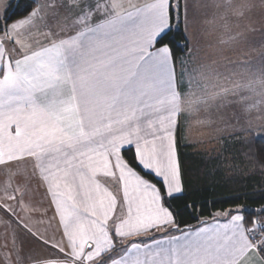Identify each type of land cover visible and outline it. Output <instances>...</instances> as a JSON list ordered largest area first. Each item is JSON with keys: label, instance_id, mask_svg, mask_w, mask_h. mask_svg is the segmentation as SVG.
Listing matches in <instances>:
<instances>
[{"label": "snow or ice", "instance_id": "1", "mask_svg": "<svg viewBox=\"0 0 264 264\" xmlns=\"http://www.w3.org/2000/svg\"><path fill=\"white\" fill-rule=\"evenodd\" d=\"M69 6L77 14L70 19L56 13L58 30L44 34L47 46L33 50L18 38L39 7L12 23L11 31L4 29L6 39L17 37L23 55H13L15 49L0 41V165L31 160L47 186L71 258L48 264H93L98 258L100 264H247L250 254L264 264V222L246 228L241 215L228 225L185 234L183 242L173 237L154 252L145 245L141 254V245L132 244L120 259L104 258L115 247L108 222L117 198L98 177L121 186L127 215L113 222L116 237L172 225L166 203L185 192L175 137L178 115L196 105L211 108L237 90L252 91L255 81L223 87L202 84L211 80L203 72L189 73L181 90L184 74L178 78L168 39L170 0H70ZM216 8L224 10L227 25L228 13L243 18L248 5L224 0ZM9 9L15 16L20 0L15 8L7 5V19ZM260 86L264 92V79ZM125 145H135L140 171L122 157Z\"/></svg>", "mask_w": 264, "mask_h": 264}, {"label": "rangeland", "instance_id": "2", "mask_svg": "<svg viewBox=\"0 0 264 264\" xmlns=\"http://www.w3.org/2000/svg\"><path fill=\"white\" fill-rule=\"evenodd\" d=\"M184 1L185 34L189 44L191 45L192 42L195 50H193L192 56V52L188 53L189 56L183 57L178 60L177 64L175 63L178 68V78L182 73L184 74L181 89L187 88L189 73L197 76L198 73L203 72L211 80H201L202 84L211 83L223 87H231L232 82L245 84L249 81H255L252 91L237 90L236 95L229 94L226 99L218 101L211 108L196 105L192 110L183 112L185 119L182 126L186 132L187 143L194 145L199 150H207L224 138L241 136L248 132L264 136V92L261 91L260 86V80L264 79V0H244L248 5L245 16L239 18L228 13L227 25L221 18L225 15L224 10L216 8V5L223 4L224 0ZM239 2L240 0H234V3ZM179 6V0H172V7L176 12L178 22ZM185 10H187V14ZM35 22H39L40 26H36ZM12 23L5 26L4 13L0 21V34L5 45L10 44L12 46L10 51L15 49L13 55L17 53L23 55L20 52V46L15 44L17 37L14 36L13 39L8 40L4 36L3 30L7 28L8 31H11ZM45 26V15L40 10V14L34 18L33 24L22 29V35L18 38L24 43L31 44L33 50L47 46L46 40L39 35L40 32L46 30ZM194 90L200 91L196 88ZM241 96H247L249 99L241 103L239 102ZM250 105H255V107L249 110ZM3 179L6 180L7 177H3ZM16 180L24 184L30 182L33 184V187L38 190L36 193H38L40 207L43 206V200L46 202L47 199H52L47 191V186L43 184L34 169H28L20 179L16 178ZM114 188L116 192L119 191L117 187ZM117 196L120 198L119 195ZM233 211L242 213L243 209ZM20 219L21 226L9 222L8 228L14 231L17 246H22L23 260L28 258L35 260L38 257V261L41 262L43 259L41 256L47 250L49 255L53 257L51 259L54 260L55 258L56 260L58 254L48 246L50 238L41 231L42 227L39 226L35 229L30 226L29 220ZM255 221L259 224L264 222V219L256 217ZM17 226L26 227L25 230L28 231V234H25L26 232L24 233L23 229ZM61 238L64 239L66 236L62 234ZM27 250L31 251L28 252ZM22 255H19L20 259H22Z\"/></svg>", "mask_w": 264, "mask_h": 264}, {"label": "trees", "instance_id": "3", "mask_svg": "<svg viewBox=\"0 0 264 264\" xmlns=\"http://www.w3.org/2000/svg\"><path fill=\"white\" fill-rule=\"evenodd\" d=\"M179 22L174 8L170 10L171 31L168 39L174 62L185 58L190 44L185 34L183 0H179ZM13 8L16 2L12 3ZM37 3L20 0L15 16L11 9L6 25L26 17ZM259 136L248 132L220 140L207 150H199L187 143L182 124L177 131V150L185 192L178 199H170L166 206L173 212L175 231L192 229L213 220L216 215L243 209L247 228H252L256 217L264 219V144ZM123 157L140 171L135 164L133 148L123 150ZM156 183L155 178L146 177Z\"/></svg>", "mask_w": 264, "mask_h": 264}, {"label": "crops", "instance_id": "4", "mask_svg": "<svg viewBox=\"0 0 264 264\" xmlns=\"http://www.w3.org/2000/svg\"><path fill=\"white\" fill-rule=\"evenodd\" d=\"M34 1L37 3L36 8L39 7V9L42 10L45 15V22L47 27L45 26L46 30L40 32L39 35L43 36L42 39H45L48 45L49 37L44 34L49 30L53 32H56L58 30L54 24L56 13L67 15L70 19H73L77 14L78 9H74L69 6L70 0ZM10 2L15 3L17 2V0H0V21L3 14L5 13V8ZM88 2H93V0H88ZM134 2L143 4L144 2H146V0H134ZM170 4L172 5V0H170ZM35 25L38 27L40 26L39 22H35ZM60 35L63 36L64 33L61 32ZM0 41L5 44L1 34ZM6 46L9 50L12 48L10 44H7ZM193 48L194 46L191 42L189 51V54L192 52L191 56L194 53L193 50H195V48ZM189 54L187 56H189ZM174 66L177 73L178 68L175 62ZM184 117L185 115L183 114V112L178 115L176 125L177 131L178 127L184 122ZM175 137L177 146L176 132ZM127 148H133V150L135 151V145H125L121 150L122 157L123 150ZM28 169H33L31 160L14 161L9 164L0 165V264H48V262L50 261L70 260L71 258L65 255L66 252L70 251L69 241L67 237L64 239L61 238L62 234H64V229L60 223V217L56 212V207L52 202V199H47L46 202L43 200V206L40 207V200L38 198V193H36L38 190L33 187V184L31 182L24 184L23 182H18L16 180V178L20 179ZM12 173L16 174L13 176ZM3 177H7V179L4 180ZM98 180L103 187L107 188L117 198L116 209L114 210V213L112 214V217L108 222V227L110 229V234L113 236V243L115 247L111 252L104 254V258L111 257L113 259H120L121 256L125 255V249L129 248L132 244L141 245V254L147 250L145 249V245H149L151 247V250L154 252L159 250L161 247H168L169 243L172 242L173 237H180L179 242H183L188 238V236H186L185 234L190 235L201 228L215 229L218 226L228 225L231 222V218L233 215L242 216V214L239 212L227 211L225 213L216 215V217L210 222L194 227L192 229L175 231L176 226L173 223L172 225H163L159 228H152L147 233L142 232L138 235H133L128 238L121 239L115 236L113 224L114 221L116 223H119L120 218L126 217L127 215V206L123 202V193L121 190V186L112 178L103 177L102 175L98 177ZM114 187H117L119 191L116 192V190H114ZM117 195H119L120 198H118ZM19 217L29 220L30 226L34 227L35 229L39 226L42 227L41 231L50 238V243L48 242V246L58 254L56 260L55 258L54 260L51 259L53 257L49 255L48 250L46 251V253L42 254L41 257H43V259L41 262L38 261V257L35 260L32 258L31 260H29V258L23 260L22 253L24 252L22 246H17L14 231L11 230V228H8L9 222H13L21 226L22 222ZM242 223L247 228L246 224L244 223V219ZM20 226L17 227L20 229L22 228L23 232H26L25 234H28V231L25 230L27 228ZM156 241H160L161 243L157 244ZM60 248H64V252H61ZM27 251L30 252L31 250ZM132 254L134 255L135 252H133ZM19 255H22V259L19 258ZM35 256H37V254H35ZM12 257L14 258L12 259ZM93 264H100L99 258L98 261L93 262ZM109 264H111L110 261ZM247 264H261V262L258 257L250 254Z\"/></svg>", "mask_w": 264, "mask_h": 264}, {"label": "water", "instance_id": "5", "mask_svg": "<svg viewBox=\"0 0 264 264\" xmlns=\"http://www.w3.org/2000/svg\"><path fill=\"white\" fill-rule=\"evenodd\" d=\"M181 230H185V229H181Z\"/></svg>", "mask_w": 264, "mask_h": 264}]
</instances>
